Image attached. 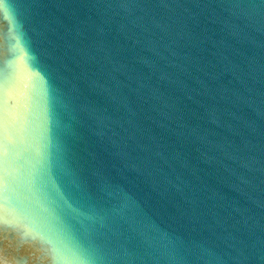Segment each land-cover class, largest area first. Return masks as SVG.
Masks as SVG:
<instances>
[{
  "label": "water",
  "instance_id": "obj_1",
  "mask_svg": "<svg viewBox=\"0 0 264 264\" xmlns=\"http://www.w3.org/2000/svg\"><path fill=\"white\" fill-rule=\"evenodd\" d=\"M0 264H264V0H0Z\"/></svg>",
  "mask_w": 264,
  "mask_h": 264
}]
</instances>
